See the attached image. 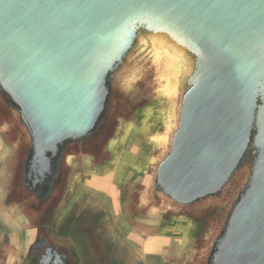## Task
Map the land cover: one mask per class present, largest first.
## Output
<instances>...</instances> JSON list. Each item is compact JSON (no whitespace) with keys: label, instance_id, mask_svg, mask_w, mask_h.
<instances>
[{"label":"water","instance_id":"obj_1","mask_svg":"<svg viewBox=\"0 0 264 264\" xmlns=\"http://www.w3.org/2000/svg\"><path fill=\"white\" fill-rule=\"evenodd\" d=\"M146 92L164 108L135 219L188 226L184 264H264V0H0V136L19 151L20 218L36 221L27 209L63 160L91 166L70 146L111 122L94 168L120 167L134 122L119 104ZM26 237L39 264H63L33 227Z\"/></svg>","mask_w":264,"mask_h":264},{"label":"rangeland","instance_id":"obj_2","mask_svg":"<svg viewBox=\"0 0 264 264\" xmlns=\"http://www.w3.org/2000/svg\"><path fill=\"white\" fill-rule=\"evenodd\" d=\"M142 87L145 88V85ZM143 95L142 99L134 103L128 102L124 108L126 118L134 123L120 151L124 155L120 167L116 164L102 170L75 167L72 181L65 197L63 196L66 200L52 215L54 220L51 221V227H45L54 240L61 245L67 243L71 246L76 264H176L178 259L180 261L181 247L177 243L162 250L164 257L160 256V259L155 260L147 258L146 256H151L157 243L148 240L150 235L157 234L156 238L160 233L148 234L149 228H136L130 219L131 215L125 214L126 207L121 212L118 204L119 190L124 193L128 187H132L137 174L146 168L145 159L152 148L150 136L160 125L163 113L162 100H154L149 92ZM3 138V135L0 136V161L6 148ZM96 212L101 214L99 218ZM14 219L16 218L11 211L6 210L0 202V264H5L10 255L15 264L20 261L21 248L17 247L12 235V227L17 225ZM62 221L65 223L62 225L61 236L57 229ZM66 233H69L68 237H64ZM21 234L23 236L20 241L23 243L25 232ZM23 264H27V261Z\"/></svg>","mask_w":264,"mask_h":264},{"label":"flooded vegetation","instance_id":"obj_3","mask_svg":"<svg viewBox=\"0 0 264 264\" xmlns=\"http://www.w3.org/2000/svg\"><path fill=\"white\" fill-rule=\"evenodd\" d=\"M119 108L124 109L126 108V105L123 103H120ZM114 125H115L114 122H111L109 127H107L104 130L103 135L99 137L91 138L87 141L70 146L71 148H73L72 150L73 153H77L80 155L89 154V155L94 156L95 158L92 159V164L90 167L88 165H85L86 163L84 164L83 162H80L79 164H76L73 168L72 167L70 168V166L66 165V163L63 160V166L60 171L58 182L51 189V192L49 193L48 197L44 199L43 201H40L38 205L31 206L29 209H27V211L38 212L36 216V221L32 223L31 226L27 225V223H25L23 219L20 218L19 215L22 211H20L17 206V204L20 202L19 201L20 195L16 190L14 176H15V169H17V166H15V163H16L15 157L17 156L19 151L17 149H14V147H11L12 138H10L8 135H3L4 137L3 143H4V147L6 146V148H5L3 159L0 161L1 162V165H0V202L5 207L6 210H10L11 213L15 216L16 219L14 220H16V224H17L15 228L17 229V232H19L21 237H22L21 232L24 231L25 240L28 241V238L26 237V232L29 231V229L33 227V229L37 233L41 234V236L43 237V239H45V241H47L48 243H50L52 246L56 247L59 250L63 258V264H76V262L74 263L75 255L71 249V246H68L67 243L61 245V243L54 240V238L49 234L48 228H45V227H51V224H52L51 221L54 220L52 218V215H54V212H56V210H59L61 204L65 202L66 199L64 200L63 196L65 197L66 191L69 188V183H71L72 181L71 180L72 173H73L72 171H74L75 167H78V166H82V167L84 166L87 168L88 167L89 168L102 167L100 166V163H102L103 160H105L109 156V151H105L104 149L105 140L110 134L111 135L113 134ZM79 160H83V159L80 158ZM144 177H145L144 175L138 176L135 179L136 180L135 184L133 183L132 187H128V190L124 191V193H121V191L119 190L118 204H119V207L121 208V212L124 210V206L126 207L127 210L125 209V214L129 216L131 215L130 219H132L136 228L138 229H148L149 228L150 232L148 234H153L158 231H154L153 228L147 226L144 222H141L135 219L134 204L137 203V198H138L136 189L140 187V185L142 184V179H144ZM23 211H26V210L23 208ZM96 214L98 215V218L101 215L99 214V212H96ZM125 214H124V217H125ZM208 215L209 214H205L202 217H195L192 215L191 217L195 220V222H199V221L202 222V226H203V224H205L206 220L208 219ZM60 220L62 219L60 218ZM172 220L174 221V219H171V221L169 222L161 223V226L164 227L165 225L173 222ZM64 223H65L64 221L60 222V228L58 227L57 229L60 235L62 233V230H63L62 225ZM12 228L15 230L14 227ZM68 236H69V233H66L64 237H68ZM151 236L153 235H150V237ZM23 243H25V241H23ZM175 243L177 242L176 241L172 242L171 247L176 245ZM25 249L21 252L19 264H23L25 261H27V264H39L38 263L39 252H37L38 250H36L33 253L34 257L32 258L31 256L32 252H30V245H27ZM24 253H25L26 259L23 258ZM146 257L147 258L151 257L152 260H155L158 258L160 259V254H157L155 256L149 255ZM179 258H180V261L178 259L176 264H184L183 259L181 257Z\"/></svg>","mask_w":264,"mask_h":264},{"label":"crops","instance_id":"obj_4","mask_svg":"<svg viewBox=\"0 0 264 264\" xmlns=\"http://www.w3.org/2000/svg\"><path fill=\"white\" fill-rule=\"evenodd\" d=\"M178 222L175 220L167 225H165L164 227H162L158 232L160 233L159 237L154 238L155 236H157V234L151 236L148 240H154L156 241V247L153 249V252L151 253V256H155L157 254H160V256H163L162 250H166V246H171V243L176 241L177 244L179 245V243H183L185 240V237L187 235V232L189 229L188 226H185L183 224V228H179ZM14 239L17 242V247L21 248V252L25 249V247L28 245V241L25 240V243H22L20 241V237L21 235L19 234V232H17V229L14 230ZM168 235V236H165ZM23 236V235H22ZM176 236V238H175ZM171 237V238H170ZM174 239V240H173ZM183 241H182V240ZM173 240V241H172ZM23 244V245H22ZM159 244V245H158ZM163 247V249H161ZM19 250V249H18ZM154 253V254H153ZM164 257V256H163ZM5 264H15L12 259H11V255L9 257L6 258Z\"/></svg>","mask_w":264,"mask_h":264},{"label":"trees","instance_id":"obj_5","mask_svg":"<svg viewBox=\"0 0 264 264\" xmlns=\"http://www.w3.org/2000/svg\"><path fill=\"white\" fill-rule=\"evenodd\" d=\"M26 250V249H25ZM26 253H27V251H26ZM23 258H25V253H24V255H23ZM26 259V258H25Z\"/></svg>","mask_w":264,"mask_h":264},{"label":"bare ground","instance_id":"obj_6","mask_svg":"<svg viewBox=\"0 0 264 264\" xmlns=\"http://www.w3.org/2000/svg\"><path fill=\"white\" fill-rule=\"evenodd\" d=\"M16 227V226H15ZM12 235L14 236V234L12 233Z\"/></svg>","mask_w":264,"mask_h":264}]
</instances>
